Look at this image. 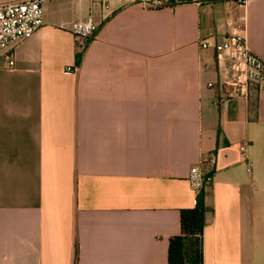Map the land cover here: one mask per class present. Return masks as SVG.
I'll return each instance as SVG.
<instances>
[{"label":"crops","instance_id":"crops-1","mask_svg":"<svg viewBox=\"0 0 264 264\" xmlns=\"http://www.w3.org/2000/svg\"><path fill=\"white\" fill-rule=\"evenodd\" d=\"M44 9L14 69L0 53V264H170L196 165L213 176L203 264H264V81L214 48L242 30L264 61V0Z\"/></svg>","mask_w":264,"mask_h":264},{"label":"built area","instance_id":"built-area-1","mask_svg":"<svg viewBox=\"0 0 264 264\" xmlns=\"http://www.w3.org/2000/svg\"><path fill=\"white\" fill-rule=\"evenodd\" d=\"M46 0H18L0 4V53L10 68L16 65L14 50L16 46L30 39L45 23L44 2ZM80 1V0H73ZM152 6L162 5V0H143ZM169 1V0H167ZM186 1V0H184ZM248 0H238L239 5H244ZM77 49L83 51L88 41L95 35L97 24L89 17L86 20H75L70 25ZM208 42H203L202 47L208 48ZM219 54H226L233 61L238 71L240 82H263L264 61L251 50L242 30L231 32L225 40L214 45ZM76 66H68L67 71H75ZM223 105V104H222ZM246 149L245 145L241 150ZM209 163H215V156L211 154ZM213 176L205 173L200 166H193L189 174V182L194 190L210 184Z\"/></svg>","mask_w":264,"mask_h":264},{"label":"trees","instance_id":"trees-1","mask_svg":"<svg viewBox=\"0 0 264 264\" xmlns=\"http://www.w3.org/2000/svg\"><path fill=\"white\" fill-rule=\"evenodd\" d=\"M181 1L184 0H171L172 3ZM195 191L197 195L194 207L181 210V233L172 236L169 240L170 264H203L205 213L207 211L205 187Z\"/></svg>","mask_w":264,"mask_h":264}]
</instances>
